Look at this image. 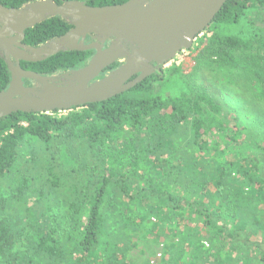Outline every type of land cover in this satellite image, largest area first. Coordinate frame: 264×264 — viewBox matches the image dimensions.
Returning <instances> with one entry per match:
<instances>
[{
  "label": "trees",
  "instance_id": "1",
  "mask_svg": "<svg viewBox=\"0 0 264 264\" xmlns=\"http://www.w3.org/2000/svg\"><path fill=\"white\" fill-rule=\"evenodd\" d=\"M36 1L42 0H0V4L20 9ZM68 1L86 0H56L59 5ZM129 1L88 0L87 4L107 7ZM71 29L62 18H52L27 30L24 43L39 47ZM207 31L211 36L203 42L195 68L188 75L172 66L112 99L66 115L15 113L0 120V181L16 170L20 151L29 140L50 147L55 136L62 133L84 141L87 154L103 176L87 201L70 202L71 222L82 223L72 244L74 252L67 251L58 223L53 224L50 217L40 219L33 247L39 260L29 258L25 264H66L69 260L73 264H131L110 239L102 244V239L108 238L102 209L111 191L147 208H153L151 203L155 202L179 218L185 230L182 243L169 247L161 264H185L189 252L196 254L191 264H264V163L253 159L234 163L245 182L257 192L255 198L245 196V201L225 186L221 175L206 180L203 190L208 191V199L201 200L175 195L151 176L154 165L167 159L163 149L171 146V137L181 127L191 124L194 142L201 148L212 135L227 130L224 107L199 82L201 72L246 73L264 98V0H229ZM94 54L95 51H67L43 62H22L21 66L26 71L52 76L85 67ZM121 65L115 63L100 78ZM11 80L6 61L0 56V92L8 89ZM232 122L233 139L237 140L241 130L236 120ZM84 210H88L87 217L81 218ZM251 212L252 219L248 216ZM76 216L79 218L75 220ZM28 217L27 224L32 227L36 218L31 212ZM11 225L9 219L0 221V257L15 243Z\"/></svg>",
  "mask_w": 264,
  "mask_h": 264
},
{
  "label": "rangeland",
  "instance_id": "2",
  "mask_svg": "<svg viewBox=\"0 0 264 264\" xmlns=\"http://www.w3.org/2000/svg\"><path fill=\"white\" fill-rule=\"evenodd\" d=\"M210 36L208 31L202 33L192 49L180 52L163 70L177 66L186 75L192 73L199 49ZM198 79L223 105L227 130L224 134L212 135L208 144L201 148L194 142L191 124L181 127L171 137V146L163 149L167 159L157 162V167L154 165L157 174L152 172L151 176L175 195L201 200L208 199V191L203 190L206 180L221 175L225 186L239 194V199L255 198L257 192L245 182L234 163L244 159L264 163V98L259 96L246 73L205 70ZM68 112L57 113L61 116ZM234 120L241 130L237 140L233 139L235 129L231 128ZM102 178L101 169L91 161L83 140L68 138L65 133L56 135L50 147L38 140H29L20 151L16 170L0 181V221L9 219L15 233V243L0 257V264H25L29 258L38 261L33 249L37 241L34 231L40 219L49 217L53 224L61 227L67 251L72 252L77 228L82 223L71 222L70 202L87 201ZM111 192L102 209L108 234L102 244L110 239L131 264H161L166 250L182 243L185 230L179 218L155 202L151 204L156 207L147 208L127 201L118 191ZM243 211L240 214H245ZM29 212L37 221L31 222L32 227L27 224ZM87 214L88 210H84L79 216L86 218ZM248 216L252 219L253 212ZM195 248L199 249L197 244ZM195 257L196 254L189 252L185 264L193 263ZM66 264L73 263L69 260Z\"/></svg>",
  "mask_w": 264,
  "mask_h": 264
},
{
  "label": "water",
  "instance_id": "3",
  "mask_svg": "<svg viewBox=\"0 0 264 264\" xmlns=\"http://www.w3.org/2000/svg\"><path fill=\"white\" fill-rule=\"evenodd\" d=\"M228 1L130 0L90 7L88 0L61 5L42 0L20 9L0 4V56L12 77L8 89L0 92V120L15 113L73 111L131 90L192 49ZM56 17L72 26L66 35L39 47L24 43L27 30ZM88 37L93 41L88 43ZM67 51L95 54L85 67L52 76L21 66ZM117 62L122 65L100 78Z\"/></svg>",
  "mask_w": 264,
  "mask_h": 264
},
{
  "label": "flooded vegetation",
  "instance_id": "4",
  "mask_svg": "<svg viewBox=\"0 0 264 264\" xmlns=\"http://www.w3.org/2000/svg\"><path fill=\"white\" fill-rule=\"evenodd\" d=\"M92 41H93V40L90 38V40H88L87 42L90 43V42H92ZM158 73L160 74V72H157L156 74H158Z\"/></svg>",
  "mask_w": 264,
  "mask_h": 264
}]
</instances>
